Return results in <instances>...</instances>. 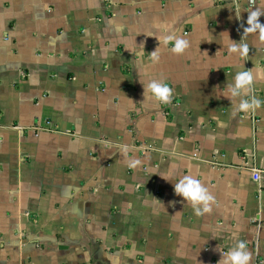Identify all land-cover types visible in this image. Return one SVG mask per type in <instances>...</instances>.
<instances>
[{
	"label": "crops",
	"instance_id": "1",
	"mask_svg": "<svg viewBox=\"0 0 264 264\" xmlns=\"http://www.w3.org/2000/svg\"><path fill=\"white\" fill-rule=\"evenodd\" d=\"M252 9L264 0H0V264H218L241 240L264 264ZM245 70L250 89L231 97ZM250 97L261 105L239 110ZM185 175L214 197L209 212L175 193Z\"/></svg>",
	"mask_w": 264,
	"mask_h": 264
},
{
	"label": "clouds",
	"instance_id": "2",
	"mask_svg": "<svg viewBox=\"0 0 264 264\" xmlns=\"http://www.w3.org/2000/svg\"><path fill=\"white\" fill-rule=\"evenodd\" d=\"M262 13L259 9H252L248 12L244 33L259 31L261 38H264V25L259 23L258 17ZM165 41H174L172 52L180 54L188 47V41L186 39L175 37L173 34H165ZM230 51L239 50L241 54L247 51V46L244 44H231ZM139 55V51H136ZM151 58L155 62L158 60V56L155 51L150 54ZM251 70H245L236 73L234 77V84L228 86V92L231 97H236L241 94L242 91H248L251 87L252 82ZM147 88L150 90L152 95L161 103L167 104L172 98V89L166 84L159 80H151L147 84ZM261 105V101L255 97L249 99H241L238 105L241 111H251L258 108ZM139 163L138 160L129 161V167H135ZM176 173L173 170L167 177L171 179L173 174ZM176 194L181 196L187 203L192 207L194 215L201 216L204 213L210 211V203L214 202V197L209 193L208 189L200 182L190 175H185L184 179L173 185ZM158 202V201H157ZM160 204V202H158ZM251 254L247 250L245 241H238L234 248H230L226 254L221 256L218 264H250Z\"/></svg>",
	"mask_w": 264,
	"mask_h": 264
},
{
	"label": "built area",
	"instance_id": "3",
	"mask_svg": "<svg viewBox=\"0 0 264 264\" xmlns=\"http://www.w3.org/2000/svg\"><path fill=\"white\" fill-rule=\"evenodd\" d=\"M258 0H232L233 5H239V4H245L249 7L254 6ZM254 172V178L257 179L259 177L260 171L253 170Z\"/></svg>",
	"mask_w": 264,
	"mask_h": 264
}]
</instances>
